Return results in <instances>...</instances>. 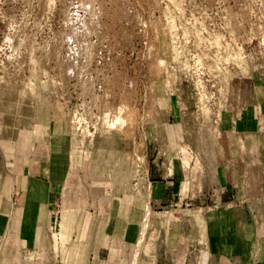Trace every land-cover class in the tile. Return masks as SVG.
<instances>
[{
  "label": "rangeland",
  "instance_id": "374dc122",
  "mask_svg": "<svg viewBox=\"0 0 264 264\" xmlns=\"http://www.w3.org/2000/svg\"><path fill=\"white\" fill-rule=\"evenodd\" d=\"M260 78L264 0H0V135L37 101L63 105L74 215L132 194L148 197L153 162L169 177L180 172L182 197L196 199L223 110ZM172 93L192 100L175 120ZM184 149L192 154L185 168ZM194 202L163 209L173 220L165 228L196 231L208 208ZM152 212L147 230L156 229ZM61 230L53 231L56 251ZM186 241L192 252L195 240ZM11 250L0 239V264L23 263ZM27 255L34 257L23 254V261Z\"/></svg>",
  "mask_w": 264,
  "mask_h": 264
},
{
  "label": "crops",
  "instance_id": "0c3cea01",
  "mask_svg": "<svg viewBox=\"0 0 264 264\" xmlns=\"http://www.w3.org/2000/svg\"><path fill=\"white\" fill-rule=\"evenodd\" d=\"M36 103L0 135V239L22 264H264V78L234 94L223 110L196 199L182 197L180 172L169 177L153 162L146 178L150 198L132 194L121 204L76 215L68 193L74 175L68 117L63 105ZM191 107L187 94L172 93L169 119ZM193 200L208 208L198 229L165 228L171 217L161 216L169 212L163 209ZM147 206L157 218L155 230H147ZM61 227L56 251L53 231ZM188 239L195 240L192 252ZM29 253L34 257L23 261Z\"/></svg>",
  "mask_w": 264,
  "mask_h": 264
},
{
  "label": "bare ground",
  "instance_id": "6f19581e",
  "mask_svg": "<svg viewBox=\"0 0 264 264\" xmlns=\"http://www.w3.org/2000/svg\"><path fill=\"white\" fill-rule=\"evenodd\" d=\"M173 108V107H172ZM78 120V119H77ZM86 122V121H85ZM240 140V139H239ZM145 157V156H144ZM140 159V158H139ZM138 159V160H139ZM146 160V159H145ZM183 163L187 166L188 164H190L191 163V160H192V154L190 153V151H188V150H186V149H184L183 150ZM146 162V161H145ZM143 163H144V158H143ZM185 165H184V167H185ZM188 168V167H187ZM147 170V169H146ZM148 193V195H149V192H147ZM149 198H150V195L148 196ZM147 210H148V208H147ZM148 212H150V209L148 210ZM169 214H171V212H164L163 213V215H169Z\"/></svg>",
  "mask_w": 264,
  "mask_h": 264
}]
</instances>
